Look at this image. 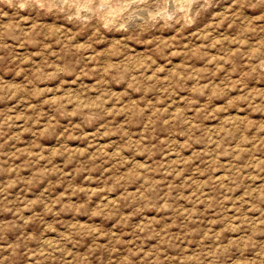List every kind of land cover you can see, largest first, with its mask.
<instances>
[{"label": "rangeland", "instance_id": "1", "mask_svg": "<svg viewBox=\"0 0 264 264\" xmlns=\"http://www.w3.org/2000/svg\"><path fill=\"white\" fill-rule=\"evenodd\" d=\"M34 2L0 0V264H264V0Z\"/></svg>", "mask_w": 264, "mask_h": 264}, {"label": "clouds", "instance_id": "2", "mask_svg": "<svg viewBox=\"0 0 264 264\" xmlns=\"http://www.w3.org/2000/svg\"><path fill=\"white\" fill-rule=\"evenodd\" d=\"M63 3H64V7L66 8H71L73 10H76L77 9V3H76V0H71V3H70V0H63ZM39 6L40 8H44V7H47L48 6V0H35V2L33 3V7L35 6ZM91 6L93 9L96 7L95 4H91V0H88V3L87 4H80L79 7L81 9L87 7V6ZM20 9H26L28 8L29 6V0H19V3L17 5ZM105 5H101V7H104ZM54 7H59V5H54Z\"/></svg>", "mask_w": 264, "mask_h": 264}, {"label": "bare ground", "instance_id": "3", "mask_svg": "<svg viewBox=\"0 0 264 264\" xmlns=\"http://www.w3.org/2000/svg\"><path fill=\"white\" fill-rule=\"evenodd\" d=\"M166 1H168V0H166ZM175 1V0H174ZM177 1V0H176ZM104 2V1H103ZM100 3V2H99ZM175 3V2H174ZM184 3V2H183ZM104 4H106V3H104ZM167 4V3H166ZM97 5V4H96ZM100 5H101V3H100ZM178 5V4H177ZM180 5V4H179ZM166 12V11H165ZM108 13V12H107ZM110 14V13H109Z\"/></svg>", "mask_w": 264, "mask_h": 264}]
</instances>
